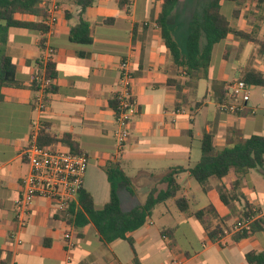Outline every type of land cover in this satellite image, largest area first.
I'll return each instance as SVG.
<instances>
[{
  "label": "crops",
  "instance_id": "crops-1",
  "mask_svg": "<svg viewBox=\"0 0 264 264\" xmlns=\"http://www.w3.org/2000/svg\"><path fill=\"white\" fill-rule=\"evenodd\" d=\"M208 1L201 4L194 0L192 11L178 12L185 2L179 0L170 15L169 29L183 51L191 26L199 21ZM41 6L48 9L44 24L48 16L56 18L50 32L9 30L7 52L17 65L20 86L5 88L0 104V264H134L135 255L139 264H249L248 253L264 254V230L237 239L235 225L243 221L244 201L225 205L220 200L219 191H231L238 177L233 171L222 180L211 178L207 193L199 186L201 191L193 198L184 194L187 188L180 183L182 174L190 185L192 177L189 172L180 174L178 196L189 200L190 211L212 205L218 217L208 214L202 224L194 216L180 212L174 199H170L156 206L149 221L128 234L135 253L123 239L103 243L92 224L81 229L69 226L45 199L35 201L29 225L19 234L21 243L18 237H11L15 230V201L21 181L29 172L23 153L43 125L57 138L70 135L77 150L88 154L83 189L92 195L96 209L110 198L111 186L103 170L110 162L120 163L131 181L129 188L146 179L151 186L147 198L152 189H165L162 179L171 168H189L199 161L201 155L192 161L193 148L198 142L201 149L204 133L213 135V146L218 150L239 139L264 135L255 133L262 128L264 119V110L255 108L252 99L251 90L257 86H251L248 106L234 114L219 102L215 90L219 85L227 89L239 81L244 71L264 72L263 58L254 42L229 33L214 46L206 69L187 73L175 64L162 38L157 24L160 0H96L83 16L90 24V44L70 39V30L80 19L77 5L70 0H42ZM220 8L232 29L257 39L264 37V4L258 8L256 0H222ZM16 18L42 21L31 15ZM13 30H18L15 39L10 38ZM42 39L44 50L39 47ZM47 47L53 49L50 60L57 71L52 82L57 91L49 95L37 81L42 77L37 60L45 56ZM123 61H128L133 76L135 106L129 137L119 148L121 126L112 101L124 90L120 72ZM35 83L37 88L33 87ZM259 88L256 99L264 101V88ZM42 95L49 101L44 110L35 103ZM227 97L225 105L232 104ZM243 191L240 193L255 212L254 220L263 217L264 194L256 189ZM118 193L126 212L146 200H139L125 184L119 186ZM207 198L212 200L208 202ZM233 217L235 220L228 226ZM206 226H220L224 234L212 241ZM170 229L174 231L165 232ZM68 231L70 240L64 238Z\"/></svg>",
  "mask_w": 264,
  "mask_h": 264
},
{
  "label": "trees",
  "instance_id": "trees-1",
  "mask_svg": "<svg viewBox=\"0 0 264 264\" xmlns=\"http://www.w3.org/2000/svg\"><path fill=\"white\" fill-rule=\"evenodd\" d=\"M70 1L80 8V19L78 24L71 28L70 39L74 43L90 44L92 42L90 24L83 16L86 10L95 4L96 0ZM221 1H208L203 8L199 21L191 26L186 41V49L183 51L174 39L168 26V19L175 10L179 0H160L161 11L157 19V24L161 30L162 38L169 48L175 64L181 66L187 73L206 69L211 62L214 46L223 41L229 33H233L236 37L246 42H254L257 44L258 53L262 56L264 62V37L257 39L251 34L232 29L229 21L221 13ZM224 1L246 2L253 0ZM41 4L42 0H0V104L4 99L3 90L5 88L20 86L17 81V65L7 52L9 30L11 28H25L46 34L48 27L43 23V20L48 15V9L46 6H41ZM256 4L258 8H262L264 0H256ZM16 15L38 16L42 18V21H20L16 18ZM43 43L44 40L42 39L39 44L41 50H44ZM37 62L46 81L44 85L45 94L55 93L57 87L52 83L57 77L55 63L50 60L44 64L42 59L37 60ZM239 81H243L251 86L264 88V72L244 71ZM33 87L37 88L38 85L33 84ZM215 90L218 95V100L223 106H227L225 102L228 100V95L232 101L235 100L223 85L216 86ZM48 102L45 99V103L48 104ZM117 105L118 102L115 98L112 101V107L115 112L117 111ZM200 142L202 154L195 165L189 168L181 166L171 168L162 179V183L166 185L165 189H152L142 205L136 206L127 212L121 208L118 189L121 184H125L131 192V189H129L131 181L124 173L120 163L110 162L106 164L103 170L111 186L109 201L101 209H96L92 195L87 190L82 189L79 193L81 208L77 211L70 210V214L72 215L68 218L69 224L76 229H81L92 224L103 243H111L115 240L123 239L129 243L135 253L134 242L128 234L142 227L149 221L156 206L170 199H174L180 212L194 216L202 224H204V218L208 214L218 217V213L212 205L191 212L189 200L184 196H178L181 191L178 176L185 172H189L190 176L199 184L203 192L207 193L211 178L222 180L233 171L238 177L233 182L231 191H219L220 200L225 205L243 200L244 213L241 220L253 217L255 212L252 206L246 201L245 196L240 193V187L243 176L251 169L261 168L264 170V135H252L247 139H239L219 150L213 146V135L211 133H204ZM36 143L40 147L61 143L68 146L73 152H80L75 147V143L72 141L70 135L66 134L62 138H57L47 131V125H43L39 130ZM205 230L212 241H216L219 234H224L220 226L213 228L206 226ZM262 230H264V216L255 219L251 223L249 231L239 232L237 239L240 240L250 237L254 233ZM173 231L174 229H170L165 232L172 233ZM246 260L249 264H264V254L248 253ZM134 264H139L136 255Z\"/></svg>",
  "mask_w": 264,
  "mask_h": 264
},
{
  "label": "built area",
  "instance_id": "built-area-1",
  "mask_svg": "<svg viewBox=\"0 0 264 264\" xmlns=\"http://www.w3.org/2000/svg\"><path fill=\"white\" fill-rule=\"evenodd\" d=\"M56 18L54 15L48 16L45 25L48 32L54 26ZM42 62L46 64L50 61L53 53L51 47H47ZM121 80L124 90L116 99L118 102L116 121L121 126L118 134V145L122 148L124 142L129 137L128 127L131 122L132 109L135 106L132 94L133 76L129 68L128 61H123L120 65ZM40 81L42 90L46 83L44 76L37 78ZM230 95L234 97L232 104L227 105L226 109L230 113H236L248 106L250 102L251 85L236 81L227 87ZM240 102V105L238 103ZM36 106L40 110L47 107L44 95L36 98ZM180 113V111H177ZM37 135H33L32 142L25 149L23 156L29 166V172L20 184L18 198L15 201L14 223L15 230L11 237L17 238L19 234L28 227L32 209L37 199L47 200L57 213L63 215L66 223L71 217L70 210L77 211L81 208L79 203V193L84 187V179L89 165V156L85 152H73L69 148H64L61 144L40 147L36 143ZM254 217L239 221L235 225L238 232L249 231ZM73 227V226H71ZM66 240L71 239L69 231L64 234Z\"/></svg>",
  "mask_w": 264,
  "mask_h": 264
},
{
  "label": "rangeland",
  "instance_id": "rangeland-1",
  "mask_svg": "<svg viewBox=\"0 0 264 264\" xmlns=\"http://www.w3.org/2000/svg\"><path fill=\"white\" fill-rule=\"evenodd\" d=\"M185 2H182V4L180 5V8H178V12L181 11H189L191 6H192V2L194 0H184ZM208 0H200L201 4L206 2ZM192 11V10H190ZM198 12V9L196 10V13ZM195 13V11H194ZM18 37V30H13L10 34V38L15 39ZM258 92H260V88H256V89H252L251 90V94H252V99H253V103L255 108H258L260 110H264V101H262L261 99L257 100V94ZM256 134H264V119L262 120V128L261 129H256ZM201 153V149L199 148V143H195L194 144V148H193V155H192V161L194 162L196 159V157L198 158V156H200ZM250 175L249 177L246 178V176H243L242 179V183L244 185L241 184L240 190L243 191L244 189H256V192L258 193H263L264 194V170L261 168H255V169H251L249 171ZM191 185L188 183V178L186 176H184V174H182V178L180 179V183L187 189H185V193L188 198H193L195 194L200 193V187L199 184L193 179L190 178L189 179ZM151 186L149 187L148 182L146 181V179H140L138 180L136 183L134 182L133 186H130L129 189H131V191H134L137 195V197L139 198V200L143 201L146 198V194L147 192L150 190ZM243 192H247V191H243ZM263 198H260V200L262 201ZM208 202L211 201L212 199L207 198ZM171 202V200H170ZM169 202V203H170ZM243 203V202H242ZM197 206V205H195ZM240 215L238 214L237 217H239ZM157 219V218H156ZM233 220H235V217H233V219L229 220L227 222L228 226H230L233 223Z\"/></svg>",
  "mask_w": 264,
  "mask_h": 264
}]
</instances>
